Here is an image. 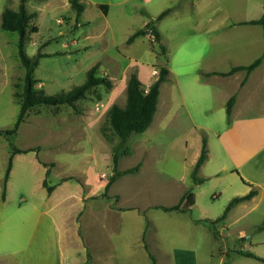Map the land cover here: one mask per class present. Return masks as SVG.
<instances>
[{
  "label": "rangeland",
  "instance_id": "rangeland-1",
  "mask_svg": "<svg viewBox=\"0 0 264 264\" xmlns=\"http://www.w3.org/2000/svg\"><path fill=\"white\" fill-rule=\"evenodd\" d=\"M91 1L105 3L107 13L87 0L83 1L84 9L78 16L67 0H29L26 3L28 11L36 12L30 26L35 25L37 30L29 31L25 50L33 55L39 48L45 54L34 68L36 88L46 94L67 91L82 83L86 70L96 62V74L106 75L112 82L110 88L93 87L75 102L74 107L36 104L26 111L25 122L12 137L0 134V219L46 220L43 225L36 226L28 238L27 251L32 254L28 264H46L47 260L49 264H70L79 256L76 251L81 250V240L74 232L70 233L79 219L74 212L76 205L73 201L47 196L41 185L44 165L40 160L50 166L55 162V170L65 169L85 153L92 154L95 148L98 179H108L112 174L115 150L118 170L139 162L140 172L122 174L112 187L113 191L121 193L120 203L171 205L184 187L192 185L187 166L191 151L197 146V137L204 134L206 140L215 139L228 121L224 110L218 109L219 100L209 97L211 92L218 94L222 86L210 81L209 87L194 92L191 79L199 70L212 67L209 53L214 45L210 40L221 23H226V43L233 47V43L240 41L234 34L238 27L234 26L242 25V19L257 17L264 6V0ZM17 2L0 0V13L4 4L15 8ZM166 8H169L167 14L156 19ZM147 23L159 30L166 57ZM138 29H144L145 34L127 43V37ZM257 32L262 36L261 30ZM17 40V32L0 28V129L11 128L19 112L24 67L17 54ZM230 63L226 59L218 67L224 70ZM161 65L169 68V74L160 84L157 110L150 125L143 132L132 133L117 148L119 139L106 121L108 107L111 103L125 104V86L131 70L135 69L147 86L157 76ZM231 87L232 84L225 88ZM205 102H210L211 106L201 112L200 104ZM221 114L225 121L222 123L218 121ZM243 125L239 127L237 140L248 141L249 147L256 149L262 127ZM8 141L18 147L31 146L34 152L29 154L33 158L29 160L30 165L24 171L16 170L5 185L2 198L3 176L10 154ZM73 176L67 185L77 186V181L83 179ZM234 176L238 178L237 184H245L238 173ZM225 184L215 179L202 184L204 192L198 199L213 217L219 216L230 200L226 199L231 192L224 188ZM216 191H222L221 195L213 196ZM94 196L99 197V202L108 197L103 195V190ZM149 207L144 211V221H149L144 241L157 264H173L172 253L180 246L195 248L197 264H224L226 261L264 264V261L237 253L238 249L249 250L264 257V228H258L264 222V200L254 199L231 208L215 225L216 236L204 223L186 222L189 216L198 217L197 209L175 213ZM117 224L116 218L114 222L111 218L107 221L100 213L83 221L87 239L82 243L90 253L85 264H104L106 259L101 256L110 258L109 264H151L147 250L146 255L142 248L137 258L127 255L132 244L128 238H118L115 232L111 241V230ZM241 236L243 240L239 239ZM44 243L48 244V249ZM45 253L48 258L46 255L41 258ZM11 262L24 264L23 256Z\"/></svg>",
  "mask_w": 264,
  "mask_h": 264
},
{
  "label": "crops",
  "instance_id": "crops-1",
  "mask_svg": "<svg viewBox=\"0 0 264 264\" xmlns=\"http://www.w3.org/2000/svg\"><path fill=\"white\" fill-rule=\"evenodd\" d=\"M87 1L91 2L96 7L101 8L98 6V4L102 3L92 2L91 0ZM259 11V14L261 15L263 8L259 9ZM260 15L257 17L242 19V21L255 19ZM256 25H259L260 27L258 28ZM234 27H238L236 28L237 30L234 31V34L235 37H239L240 41L233 43V47H229L226 43V23L223 22L221 23V26L218 27L219 29L217 33L214 35L212 40H210V42H213L214 45V49L212 50L213 52L211 51V53H209L212 67L202 69L203 71H227L229 68L235 65L249 64L256 57L262 54L264 50V40H262L263 30L260 24L243 23L242 25ZM259 30L262 31V36L260 32H257ZM230 54L232 55L229 56ZM232 56H234V58H232ZM226 59L230 60L231 62L229 68L224 70L219 69L220 67L218 66ZM243 78H245V80L243 83H241ZM191 80L194 84V92L209 87L210 81L215 82L218 86H222V90L219 89L218 94L211 92L209 97L213 96L219 100L218 109L219 111L223 109L224 114L226 102L228 98L234 94V102L231 108L230 119L227 123V126L223 128L222 133L216 134L215 139L210 141L207 138L206 140L208 150L207 158L202 162L196 172V176L204 178V180L198 183H194L192 180V185L188 187L191 189L194 199V203L190 208V212H192V209H197L199 211V215L198 217L189 216L186 219V222L193 225H199L203 224L198 220L200 218H215V216L213 217V215L209 212L208 208L200 204L198 199V196L204 192V190H202V184L205 181L215 179L217 183H226L225 185L227 187L224 188H227L228 191L231 192L230 197H228L229 195L226 196V199L228 200L233 196L246 194L250 188H254L256 190V193L251 198L239 201L231 208H236L243 203L252 201L254 199H257L258 202L264 200V56L262 57L261 62L248 73L245 69L236 70L229 75H220L214 73L204 76L199 73L192 77ZM231 84L232 87L230 89L225 88L227 85ZM196 105L199 104L197 103ZM210 106V102H205L200 104L199 109L202 112L208 110ZM218 121L221 123L225 122L223 119V114L219 115ZM24 122L25 121L23 120L20 123L18 129ZM242 125L246 126L247 128L252 126L256 127L259 125L262 127V134L260 140L257 143L258 147L256 149L249 147L250 144H248V141L243 142L241 139L237 140V138H239L238 135L240 132L239 127ZM196 143L197 146L192 149L188 159L187 167L190 168V170H188L189 175L191 174L192 168L200 153L201 137H197ZM19 148L27 149L33 147L24 146ZM92 150V154L85 153L74 164L60 170H55V162L52 164V166H50L44 164L46 163L45 161L40 160V163L44 165V175L41 179V185L43 186L42 180L45 177L47 168L49 167L47 182L49 185L53 186V189L50 193H47L46 188L43 186L47 196L54 200L73 201L76 205L74 206V212L78 214L79 219L76 220L75 228H72L70 233L74 232V234L81 240V250L76 251L79 256L75 257L74 261L70 264H85L86 258L88 257V251L86 245L82 243V240L87 239V237L82 225L83 221H89L90 219H93V214L96 213L102 214L104 218L106 217L107 221L109 218L112 219V222L115 221V218L118 220V224L115 225L111 230L113 232L110 233L112 237L111 241L113 242L115 232L118 234V238H128V240L132 241V244L129 245L130 248L126 252L128 253L127 255L133 256L135 258L139 257V248H142L147 255L144 246V238L146 233L144 232L145 221L143 212L147 210V208H151L149 206L154 207V205H157V203H120L121 193L113 191L112 187L117 179L122 177V175L117 176L109 185L106 191V197L108 196L107 199H105V201L99 202V197H95L94 195L104 190V185L106 184L107 179L97 178V153L95 148H92ZM32 152H34L33 149H30L24 152H17L13 154L12 166L6 184L9 182L16 170L21 169V171H24L26 167L30 165L29 160H33V158L32 156H29V154ZM141 167L139 165V168L134 174L140 172ZM234 173L239 174L242 182L245 183H243L244 185L237 184L236 179L238 178L237 176H234ZM69 175H79L80 178L82 177L83 179L81 182L77 181V186H69L66 184V182L72 178L62 179L63 177ZM185 188L187 189V187H184V189ZM184 189L178 193L177 201L186 190ZM221 193L222 191L219 193L216 191L213 193V196H219ZM231 208L228 210L226 215H228ZM171 211L175 213L187 212L179 210ZM45 221L46 220L44 219L31 220L1 218L0 264H12L13 262L10 263V261H14L19 255L23 256L24 264L31 262L30 256L32 254L27 251L28 238L32 236V232L35 230L34 228L36 226L43 225L42 222ZM43 246L48 249V244L44 243ZM111 247V249H113L112 252L114 255H116L115 249L113 246ZM41 250L43 251V249ZM80 252H82V254H80ZM46 254L47 253L43 254L41 258L44 259ZM88 254L90 255L89 252ZM47 255L46 257L48 258ZM5 257H10V259H6ZM101 257L102 259H106L104 264L111 263L110 258H107L106 256ZM171 257L173 264H197L196 251L195 248L191 246L176 247ZM48 262L49 260H47L46 264H49ZM86 264H89V262Z\"/></svg>",
  "mask_w": 264,
  "mask_h": 264
},
{
  "label": "trees",
  "instance_id": "trees-1",
  "mask_svg": "<svg viewBox=\"0 0 264 264\" xmlns=\"http://www.w3.org/2000/svg\"><path fill=\"white\" fill-rule=\"evenodd\" d=\"M27 1L29 0H18L17 6L15 8L9 6L8 4H4L0 13V28L8 31H14L17 32L18 34L17 54L20 58L21 64L24 67L23 91L18 101L19 112L11 128L0 129V134H3L7 138L12 137V135L16 133L20 123L23 121L26 115V111L30 107L36 104H49L54 106L60 104H68L74 107L75 102L80 98H82L93 87L102 85L105 88H110L112 85V82L108 76L106 75L100 76L96 74L98 67V62H96L86 70L84 81L78 85H74L71 89L67 91H60L54 94H46L43 90L36 88L35 86L36 79L33 75L34 68L38 64L39 58L45 54L42 53L39 48L33 55H28L25 50V43L26 40L28 39L29 31L37 30V27L35 25L30 26V20L32 19V17L36 15V12L28 11L26 7ZM68 2L70 7L73 10H75L76 16L80 15V13L84 9L83 1L80 2L79 0H68ZM98 6L102 8L104 13H106L107 5L105 3L98 4ZM168 11L169 8L164 9L158 14L156 19H160ZM241 23L260 24L264 36V6H263V12L258 18L244 20L241 21ZM147 27L150 28L151 34L154 36L155 41L159 44L161 52L165 54L166 50H165V46L161 42V35L159 30L155 26L153 25L151 26L148 23H147ZM143 34H145L144 29L135 30L127 37L126 42L131 43L136 37ZM263 56H264V50L261 55L256 57L249 64L235 65L229 68L227 71L199 70V73H201L204 76H208L214 73L220 75H229L239 69H245L246 72L248 73L261 62ZM168 74H169V68L166 65L159 66L157 76L149 85L146 86L139 79L135 69L130 71L125 86V104L123 106H120L117 103H111L106 111V121L108 123V126L119 139L117 148L121 147L132 133L143 132L150 125L153 116L157 110V100L159 95L160 84L167 79ZM244 80L245 78H243L241 83H243ZM233 102H234V94H232L226 102L225 113H226L227 121H229L230 119V113ZM8 143L10 145V154L8 157L6 169L3 176L4 188L2 192V198H4L5 195V184L9 177L10 169L12 166L13 154L17 152H24L33 149V148L21 149L10 141H8ZM207 151L208 150L206 144V137L203 134L201 135L200 153L191 171V177L194 183H198L204 180V178L197 177L196 172L200 167V165L202 164V162L207 158ZM117 160H118V155L115 150L112 155L113 172L110 175V177L107 179L106 184L104 185V190H103L104 196H106V191L109 185L113 182V180L117 176L122 175L124 173L134 172L139 168L140 165V163L138 162L134 166L122 170H118L116 168ZM48 174H49V169L47 168L45 172V177L42 180V184L46 188L47 193H50L53 189V186L49 185L47 182ZM73 177L74 176L69 175L63 177L62 179L73 178ZM255 193L256 190L254 188H250V190L246 194L233 196L228 201L223 212L219 216L215 218H200L198 220L204 223L205 225H207L210 228V230L213 232L214 236H216L217 231L215 225L225 217L228 210L239 201L251 198ZM193 203H194L193 193L190 188H187L176 203L171 205L157 204L154 205V207L161 208L164 211H171V210L188 211L190 210ZM148 222L149 221L146 219L144 232H146L147 228L149 227ZM258 228L259 229L264 228V222ZM239 239L243 240L244 237L241 236L239 237ZM144 246L151 259V264H157L155 256L147 249L146 243H144ZM237 253L240 255H244L264 261V257H261L249 250L238 249ZM87 256H89L88 252H87ZM224 264H230V263L226 261L224 262Z\"/></svg>",
  "mask_w": 264,
  "mask_h": 264
}]
</instances>
